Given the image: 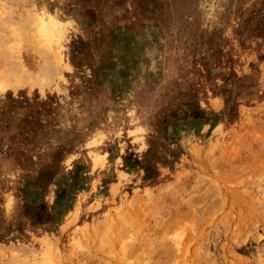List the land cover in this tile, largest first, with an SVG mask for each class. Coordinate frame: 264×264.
I'll list each match as a JSON object with an SVG mask.
<instances>
[{
    "label": "rangeland",
    "instance_id": "1",
    "mask_svg": "<svg viewBox=\"0 0 264 264\" xmlns=\"http://www.w3.org/2000/svg\"><path fill=\"white\" fill-rule=\"evenodd\" d=\"M0 41V264H264V0H0Z\"/></svg>",
    "mask_w": 264,
    "mask_h": 264
},
{
    "label": "bare ground",
    "instance_id": "2",
    "mask_svg": "<svg viewBox=\"0 0 264 264\" xmlns=\"http://www.w3.org/2000/svg\"><path fill=\"white\" fill-rule=\"evenodd\" d=\"M31 13H29V14H31ZM32 17L33 16H29L28 18L27 17L24 18L26 25L29 23V19H32ZM13 22H15V21H13ZM21 22H23V21H21ZM21 25H24V24L22 23ZM25 27H27V26H25ZM0 43H1V41H0ZM52 50H54V49H52ZM51 53H53V52H51ZM40 54H45V53L41 52ZM9 55H11V54H9ZM47 55H49V52L47 53ZM47 57L48 56H45V60L47 59ZM43 58H44V56H43ZM6 59H7L6 60L7 62H5V64L3 65V69L1 70V74L4 76L3 79H5V81L9 82L10 88L13 90H16V89H18L24 85L29 86V88H30L33 85L37 84L36 80L39 79V77H45L48 79V77H55L56 75H59V73H60L59 68H58L59 65L57 67L53 66L52 63L49 61H48L49 63H46V62H41V60L38 59L39 62H36L37 63L36 69H35V71H32V70H29L28 68H26L25 65L22 63V61H19V60L10 61L12 59L11 57H8ZM50 63L52 66L50 65ZM54 63H56V62H54ZM1 68H2V66H1ZM6 88H9V86Z\"/></svg>",
    "mask_w": 264,
    "mask_h": 264
}]
</instances>
